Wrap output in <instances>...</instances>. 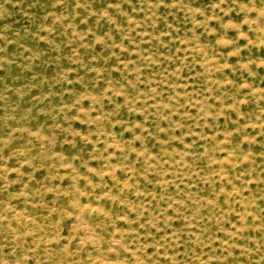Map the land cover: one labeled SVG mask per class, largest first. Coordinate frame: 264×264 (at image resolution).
<instances>
[{"label":"rangeland","instance_id":"rangeland-1","mask_svg":"<svg viewBox=\"0 0 264 264\" xmlns=\"http://www.w3.org/2000/svg\"><path fill=\"white\" fill-rule=\"evenodd\" d=\"M0 264H264V0H0Z\"/></svg>","mask_w":264,"mask_h":264}]
</instances>
